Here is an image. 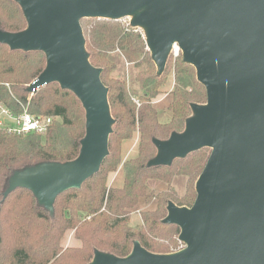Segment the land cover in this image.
<instances>
[{
    "label": "water",
    "instance_id": "water-1",
    "mask_svg": "<svg viewBox=\"0 0 264 264\" xmlns=\"http://www.w3.org/2000/svg\"><path fill=\"white\" fill-rule=\"evenodd\" d=\"M15 1L28 26L1 32L0 43L46 55V69L29 92L51 83L72 91L85 109L86 134L77 159L16 172L6 196L26 188L53 211L58 196L99 172L115 119L81 22L133 16L132 25L146 30L159 73L178 45L207 91L206 104H192L182 133L154 140L158 153L148 165L169 166L203 148L212 152L193 206L169 202L163 220L181 228L182 250L155 254L136 241L127 257L96 251L89 264H264V0Z\"/></svg>",
    "mask_w": 264,
    "mask_h": 264
},
{
    "label": "trees",
    "instance_id": "trees-1",
    "mask_svg": "<svg viewBox=\"0 0 264 264\" xmlns=\"http://www.w3.org/2000/svg\"><path fill=\"white\" fill-rule=\"evenodd\" d=\"M86 20L94 23L85 25ZM119 21L89 18L81 22L90 61L103 70L101 78L109 88L111 114L115 119L109 155L98 173L81 188L58 196L53 211L40 204L26 188H17L5 196L8 180L16 172L44 163H67L80 154L86 134L85 109L72 91L58 83L41 87L30 101V113L55 118L45 136L12 135L0 130V264H89L96 251L127 257L136 241L155 254L176 253L184 245L180 241L181 228L163 220L168 215L169 202L179 207L193 206L196 183L212 150L200 149L175 159L169 166L148 163L158 153L154 140L165 141L175 132L182 133L193 115L192 104H206L207 91L197 80L195 67L186 63L182 55L170 54L166 69L160 74L151 52L145 51L146 39L136 31L137 27ZM27 26L24 12L15 0H0V33H18ZM116 49L143 55L147 67L137 80L144 95L128 87L126 81L107 80L106 71L110 67L107 53ZM170 65L175 72L169 106L172 119L162 123L151 102L161 94ZM46 66L42 51L12 50L0 43V101L15 112H22V104L27 105L30 96L26 85L37 79ZM134 97L140 99L139 108L133 102ZM136 131L140 133L138 154L123 162V142L130 140ZM121 165L124 183L121 187H110V177ZM178 175L189 177L187 192L182 197L171 187ZM149 179L167 182L169 191L157 196L149 194ZM151 196L158 199L159 207L143 214L142 225L129 227V211L142 197ZM69 230H75L81 248L64 250L61 240Z\"/></svg>",
    "mask_w": 264,
    "mask_h": 264
},
{
    "label": "rangeland",
    "instance_id": "rangeland-1",
    "mask_svg": "<svg viewBox=\"0 0 264 264\" xmlns=\"http://www.w3.org/2000/svg\"><path fill=\"white\" fill-rule=\"evenodd\" d=\"M119 20L121 24L123 23L125 25H129V24H132L133 16H128V17H125ZM92 23H94V21L86 20L84 21L83 24L90 25ZM136 31L142 34L143 38L146 39V43H147V36H146L145 28L139 26L137 27ZM145 51L147 52L150 51L148 48V45L146 46ZM172 53L173 55L174 54L182 55L180 50L176 54L175 50L173 49ZM107 57H108L109 66H110L109 69H107L106 71L107 80L109 81V80L114 79L117 81H126L128 87H132L138 90L139 94L144 95V91L139 88V83L137 80L140 73L144 71L145 68L147 67L145 64H143V58H144L143 55L139 53L121 51L119 49H116L114 51L108 52ZM172 63H175V59H172ZM173 67L171 68V65L169 66L168 73H167V81L161 87V94L158 95L156 98H154L151 102L152 107L156 110L158 114V120L162 123L169 122L172 119V111L169 109V106L173 99L171 92L175 87V72L173 70ZM31 83L26 85L27 88ZM133 102L137 104L138 108L140 107L141 103H140L139 98L134 97ZM139 143H140L139 131H136L130 140H126L123 142V145H122L123 162L125 161L123 157L124 146L125 148H128V149L133 145L135 146L133 153L126 159V160H129L130 158H134L135 156H137ZM10 179L11 178H9L8 180L9 186H10ZM188 182H189V177H187L186 175H178L173 179L171 187L174 189L177 196L182 197L186 194ZM118 185L119 183L116 184V186ZM147 187H148V193L152 194L153 196H157L159 193L167 192L170 189L169 184L167 182L163 180H159V179H149L147 181ZM5 196H6V192H5ZM153 196L142 197L139 200V203L137 204V206L134 207L131 211H129V218H130L129 225H128L129 227L135 228L137 226L142 225L143 214L147 212H153L159 207L158 199ZM88 219H90V217H88ZM75 236H76L75 230H69L66 232L65 236L61 240V245L64 248V250H67L69 248H81L82 243L81 241L77 240ZM183 247L184 245L181 244L178 250L183 249Z\"/></svg>",
    "mask_w": 264,
    "mask_h": 264
},
{
    "label": "built area",
    "instance_id": "built-area-1",
    "mask_svg": "<svg viewBox=\"0 0 264 264\" xmlns=\"http://www.w3.org/2000/svg\"><path fill=\"white\" fill-rule=\"evenodd\" d=\"M173 49L176 54L180 50L178 45H175ZM35 80L28 86V88L33 85ZM6 86L10 87L9 84H6ZM38 89L40 88H36L30 92L28 104H22V112L13 111L10 107L0 101V130L12 135L38 134L45 136L48 133L55 118L53 116L32 114L29 111L30 101Z\"/></svg>",
    "mask_w": 264,
    "mask_h": 264
},
{
    "label": "crops",
    "instance_id": "crops-1",
    "mask_svg": "<svg viewBox=\"0 0 264 264\" xmlns=\"http://www.w3.org/2000/svg\"><path fill=\"white\" fill-rule=\"evenodd\" d=\"M134 148H135L134 145L131 146L129 149L125 148L124 146L123 157L125 161L133 153ZM124 177H125V172H124V167L122 165L116 173L111 175L109 186L110 187H121L123 185ZM117 183H119L118 186H116Z\"/></svg>",
    "mask_w": 264,
    "mask_h": 264
}]
</instances>
